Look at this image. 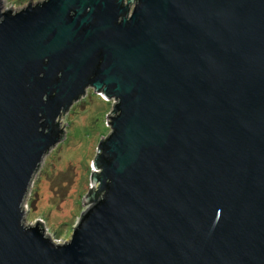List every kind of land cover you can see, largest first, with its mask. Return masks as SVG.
<instances>
[{
    "label": "water",
    "instance_id": "95a60500",
    "mask_svg": "<svg viewBox=\"0 0 264 264\" xmlns=\"http://www.w3.org/2000/svg\"><path fill=\"white\" fill-rule=\"evenodd\" d=\"M88 89L109 132L53 240L31 181ZM0 264H264V0H0Z\"/></svg>",
    "mask_w": 264,
    "mask_h": 264
},
{
    "label": "rangeland",
    "instance_id": "374dc122",
    "mask_svg": "<svg viewBox=\"0 0 264 264\" xmlns=\"http://www.w3.org/2000/svg\"><path fill=\"white\" fill-rule=\"evenodd\" d=\"M28 1L2 0V4L5 9L18 11ZM40 1L43 0H30V3ZM113 102L88 89L73 103L59 118L60 129L66 123L62 128L64 138L43 157L32 178L25 222L46 218L45 227L54 235L53 240L65 238L76 216L85 209L81 202L88 193L90 163L100 134L106 136L109 132L104 116Z\"/></svg>",
    "mask_w": 264,
    "mask_h": 264
}]
</instances>
